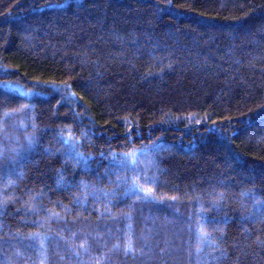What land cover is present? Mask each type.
Here are the masks:
<instances>
[{"label": "trees", "instance_id": "obj_1", "mask_svg": "<svg viewBox=\"0 0 264 264\" xmlns=\"http://www.w3.org/2000/svg\"><path fill=\"white\" fill-rule=\"evenodd\" d=\"M0 264H264V0H0Z\"/></svg>", "mask_w": 264, "mask_h": 264}, {"label": "snow or ice", "instance_id": "obj_2", "mask_svg": "<svg viewBox=\"0 0 264 264\" xmlns=\"http://www.w3.org/2000/svg\"><path fill=\"white\" fill-rule=\"evenodd\" d=\"M197 123H199V121H198ZM64 142H65V143H68L69 141H68V140H65ZM30 144H31V138H30ZM74 150H75V148H74V146H73V151H74ZM76 156H77V157H80V158H84L82 153H76ZM130 247H131V246L129 245V247L126 248V251L130 250Z\"/></svg>", "mask_w": 264, "mask_h": 264}]
</instances>
